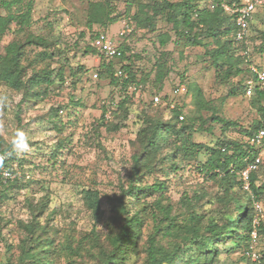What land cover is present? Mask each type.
Instances as JSON below:
<instances>
[{"label":"rangeland","instance_id":"obj_1","mask_svg":"<svg viewBox=\"0 0 264 264\" xmlns=\"http://www.w3.org/2000/svg\"><path fill=\"white\" fill-rule=\"evenodd\" d=\"M3 1L0 0V15L8 13ZM148 1L155 0H30V25L12 24L1 39L0 54H3L10 42L24 43L30 36L44 37L45 45L27 44L24 48L23 64L28 75L45 68L53 72L62 69L64 76L62 81L55 78L47 89L45 85L35 88L40 92L32 97H24L21 91L0 82V150L6 149L4 157L11 158L9 164L15 173L12 180L0 187V264H39L31 262L21 252L22 245L29 244L22 224L31 221L44 226L42 239L47 237L52 241L47 264H97L93 252L86 251L90 249L86 236L95 229L100 242H106L105 222L111 209L107 197L120 196L122 187L126 189L131 182V156L138 150L137 134L147 119L170 121L171 109H180L178 118L192 127V140L206 147L225 141L244 143L248 140L247 132L262 119L259 107H264V99L257 98L253 92L250 96L242 92L241 85L245 90L249 78L247 71L219 79L213 68L206 66L204 50L183 46L180 40L175 43L171 24L160 15L155 18L154 30L129 23L137 5ZM95 3L110 9L114 20L105 25L92 23L88 27V15L95 9ZM198 6L211 9L213 3L201 0ZM15 8L12 6L11 10ZM101 14L100 10L95 17ZM126 26L132 28L130 33L123 32ZM262 30L264 6L258 8L249 29L252 35ZM96 31L104 32L116 46L127 47L123 59L119 56L112 59L116 72L122 64H129L136 79L148 77L146 85L136 80L139 90L126 89L133 94L128 95L126 111L117 107L124 90L120 91L107 78L98 75L101 55L84 52ZM159 33L169 35L164 45L160 44ZM256 42L250 39L249 57L245 61L264 68V53L260 55L253 48ZM234 54L243 55L240 49ZM157 59L165 61L170 70L161 83L154 80ZM239 67L245 65L241 62ZM118 79L122 81L124 76ZM195 88L201 91V97L195 96ZM231 89L234 95L230 94ZM156 95L166 98L154 105ZM201 102L208 108H200ZM213 113L236 125L223 129L210 119ZM107 125L120 127L112 130ZM25 141L26 151L23 150ZM169 141L172 146L162 149V154L179 145L174 134ZM252 147L260 157L255 171L258 186L264 184V139ZM183 154H177L180 163L177 170L164 163L161 172L144 174L141 184L163 181L166 187L158 200L170 204L173 214L183 211L181 201L188 196L203 220L234 219L235 214H225L227 208L233 209L234 203L226 208L219 202L221 192L216 180L203 178L194 161L188 164L182 159ZM198 158L204 160L207 154L202 151ZM87 189L99 191L103 210L99 219L84 205L83 191ZM233 191L237 195L251 193L237 185ZM158 195L142 197L141 202L146 203L145 214L154 208ZM198 195H202L200 199ZM256 202L262 207L264 219V203L260 199ZM130 206L138 209V203ZM151 230L152 221L145 216L135 251L120 264L142 263ZM238 235L241 237L242 233ZM233 245H236L234 241L218 244L215 264H247L240 260V249ZM255 248L259 253L264 252V234Z\"/></svg>","mask_w":264,"mask_h":264},{"label":"trees","instance_id":"obj_2","mask_svg":"<svg viewBox=\"0 0 264 264\" xmlns=\"http://www.w3.org/2000/svg\"><path fill=\"white\" fill-rule=\"evenodd\" d=\"M199 1L201 0H155L139 3L135 12L131 15L129 23L139 28L154 30L155 18L160 15L171 24V29L176 35L175 43L180 40L183 46L201 47L204 50L203 60L206 66L213 68L216 77L219 79L244 71H247L249 77L254 76L249 68L248 61H245L246 57L235 55L234 52L238 49L240 51L247 50L248 58L249 43L250 39L253 38L257 41L253 47L254 51L260 55L263 54L264 30L255 35L250 34L249 31L244 40H235L233 16L221 6V3L227 5L236 3L239 5L243 0H211L213 3L211 9L207 7L200 8L198 6ZM2 5L7 8L8 13L0 15V41L11 29L12 24L19 27L27 26L30 25L32 20L30 0L27 2L23 0H4ZM12 6H16V8L11 10ZM93 6L95 9L88 15V27L92 26V23L105 25L107 21L114 20L111 17L110 9L104 7L106 5L103 6L104 8L100 6V3H95ZM100 10L102 14L99 18H96L95 13ZM98 32L96 31L91 35V39ZM157 35L161 45H164L169 39V35L166 33ZM45 42L44 37L30 36L24 43L15 41L8 43L4 48V53L0 54V82L11 89L21 91L24 97L28 95L32 97L40 92L36 91L35 88L45 85L47 89L54 83L55 78L62 81L64 76L62 69L53 72V70L43 68L28 75L23 64L25 46L27 44L41 46L45 45ZM116 47L117 54L112 58L100 54L90 43L85 47L84 52L101 55L98 75L107 78L109 83L119 87L120 91L124 90L123 98L117 103L118 109L124 110L127 100L130 98L129 96L133 95L126 91L130 83H136L137 80V82L144 85L148 77L146 76L144 80L142 76L136 79L131 66L122 64L120 69L126 76L122 81L118 79L120 76L115 75L116 70L112 59L117 56L123 59L125 56L124 50L127 47L122 44ZM241 62L245 65L244 68L239 67ZM155 65L158 68L154 73V80L161 83L170 70L165 61L157 59ZM241 86L244 93L243 85ZM194 91L196 97H201L199 89L195 88ZM230 94L234 95L235 91L231 89ZM254 94L257 98L264 99V85H256L253 91ZM165 98V95L162 96L160 101ZM200 108L206 109L208 106L205 102H201ZM259 110L262 119L257 121L256 125L247 132L248 140L246 142L225 141L213 147H206L192 140V127L178 118L181 115L180 109L175 107L171 109L172 120L170 121L147 119L137 134L138 150L134 151L131 156V182H129L126 189L122 187L120 196L107 197L111 209L110 216L105 222L107 232L104 238L106 242H100V235L95 229H92L86 236L90 246V249L86 251L93 252V258L97 260V264L123 263L124 259L137 247L136 244L141 234L145 216L150 217L152 230L146 242L145 257L141 264H215L218 261V244H225L228 241H234L236 245H233V247L240 249L241 261L252 264L245 255V251L249 246L250 230L255 216L253 202L260 199L264 203V184L255 185L256 172L254 171L249 176V190L251 193L237 195L233 191V187L236 185L242 187L240 171L244 169L247 161L254 159L257 154L250 139L260 127L264 126V107H259ZM104 112L105 110L101 113L102 118ZM210 119L219 123L223 129L236 125L235 122L219 117L215 113L210 116ZM119 127L120 125H107V128H112V130H117ZM173 134L179 141V145L175 146L171 152L162 154V149L172 146L169 139ZM5 150L4 148L0 150V162L13 171L9 164L11 158L4 157ZM202 151L207 154V158L204 160L198 158ZM179 152L184 153L182 159H186L188 164L191 160L194 161L195 168L203 175V178L216 180L221 192L219 202L226 208L232 202L234 203L231 211L228 208L226 209L228 212L225 211V214H235L234 219L219 217L215 220H203L193 209L191 198L188 196H184V201H181L183 211L173 214L170 204H162L158 200L159 197L163 196L166 187L163 181L153 184H141L140 179L144 174H151L154 171L161 172L163 166L165 167L164 163H169L171 169L177 170L180 165L177 162ZM8 181L10 180L5 182L0 180V187H3ZM154 193L159 194L155 198L156 205L145 214L144 207L146 203L143 205L141 202L142 197ZM201 196L198 195V199ZM83 201L94 218H101L103 210L99 191L95 189L84 190ZM137 203L138 209L130 206ZM261 216L262 214L259 217L257 226L259 239L264 234V219ZM22 227L27 233L29 242V244L24 243L22 245V254L27 255L31 262L47 264V259L50 258L52 251V241L48 240L47 237L42 239L41 234H44V226H40L36 221H31L22 224ZM238 233H242V236L240 237ZM68 248L70 249L71 246H68ZM73 251H76V249L74 248ZM259 254L262 264H264V252L260 251Z\"/></svg>","mask_w":264,"mask_h":264},{"label":"built area","instance_id":"obj_3","mask_svg":"<svg viewBox=\"0 0 264 264\" xmlns=\"http://www.w3.org/2000/svg\"><path fill=\"white\" fill-rule=\"evenodd\" d=\"M221 6L233 16V24L235 26L234 38L237 41L244 40L249 34L250 22L253 19L256 11L259 7L264 6V0H243L241 4L237 5L232 3V5H227L226 3H221ZM131 27H125L123 32L130 33ZM90 45L97 49V51L107 58H112L117 54L116 45L108 38L104 32H98L91 39ZM243 56L247 58V50L242 51ZM247 61V60H246ZM249 68L254 73V76H250L245 84L244 93L250 96L254 91L256 85H264V68H257L253 64H249ZM116 76H126V74L119 69ZM132 91L139 90L136 83H130L129 87ZM160 97L158 95L153 97V104L156 105L160 102ZM264 138V126L260 127L257 132L250 139L251 144H259ZM260 163L259 154H256L254 159L248 160L244 169L240 171L241 186L244 190H249V176L250 173L257 170ZM15 177V173L8 168L5 164L0 162V180L5 182L7 180H12ZM255 216L252 220V229L250 230V242L248 249L245 251V255L249 258L252 264H262L260 254L256 250L255 246L259 240L257 226L259 224V217L262 214V207L259 202H253Z\"/></svg>","mask_w":264,"mask_h":264},{"label":"clouds","instance_id":"obj_4","mask_svg":"<svg viewBox=\"0 0 264 264\" xmlns=\"http://www.w3.org/2000/svg\"><path fill=\"white\" fill-rule=\"evenodd\" d=\"M28 149V144H27V142L25 141V144H24V148H23V150H27Z\"/></svg>","mask_w":264,"mask_h":264}]
</instances>
